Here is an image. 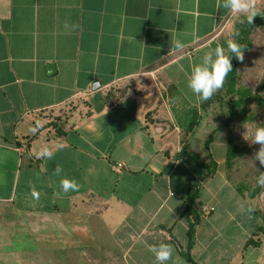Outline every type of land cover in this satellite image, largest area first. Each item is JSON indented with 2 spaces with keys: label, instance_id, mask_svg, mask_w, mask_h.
Segmentation results:
<instances>
[{
  "label": "crops",
  "instance_id": "0c3cea01",
  "mask_svg": "<svg viewBox=\"0 0 264 264\" xmlns=\"http://www.w3.org/2000/svg\"><path fill=\"white\" fill-rule=\"evenodd\" d=\"M232 18L216 0H0V264H154L159 241L167 264H264L251 249L264 213H186L200 184L158 117L161 98L202 111L185 73ZM185 127L179 152L195 157ZM43 145L53 159L36 158ZM220 159L201 160L211 180ZM61 177L79 190L61 193Z\"/></svg>",
  "mask_w": 264,
  "mask_h": 264
},
{
  "label": "rangeland",
  "instance_id": "374dc122",
  "mask_svg": "<svg viewBox=\"0 0 264 264\" xmlns=\"http://www.w3.org/2000/svg\"><path fill=\"white\" fill-rule=\"evenodd\" d=\"M259 8L261 15H264V0H260ZM243 17H233L220 33L221 46L227 48V40L236 38L237 26ZM252 47L244 53L245 59L243 63L238 64V83L237 88L250 91L253 95L260 98L246 102L243 106L237 108L234 112L228 127H218L219 123L226 118V113L221 115L212 112L201 111L202 117L200 123L194 129L193 141L190 150L197 155H187L180 151L179 141L182 138L180 128L188 125L190 121L191 108L172 103L167 105L163 98L159 102L158 117L169 120L174 124V129L168 130L163 139L167 142L168 147L173 146L178 158L182 162H187L190 166L186 167V173L192 182L200 184V198L194 201V207L197 213H204L206 207L211 205L217 207L215 213H247L241 212L239 206L243 203L245 209L251 208L253 213H264L259 206L258 191H262L264 187L257 184L259 175L257 169L264 171V167L259 162L250 160L254 151L258 150V145H251L243 139L241 133L244 129L241 125L245 121H253L264 124V24L257 27L251 33ZM190 116H188V115ZM186 115V116H185ZM184 117V119H182ZM232 144L237 148L236 155L232 158L230 165L222 162L226 159V142L228 143V135ZM212 137V139H211ZM214 157L220 159L218 173L211 180V175H203L213 172L216 166L212 162L204 166L201 164L202 158L210 160ZM257 168V169H256ZM213 199V201H212ZM212 201V202H211ZM214 201H218L219 205ZM214 207V208H215ZM262 242L251 249H255L254 255L256 260H264V233L261 234Z\"/></svg>",
  "mask_w": 264,
  "mask_h": 264
},
{
  "label": "clouds",
  "instance_id": "9594fccd",
  "mask_svg": "<svg viewBox=\"0 0 264 264\" xmlns=\"http://www.w3.org/2000/svg\"><path fill=\"white\" fill-rule=\"evenodd\" d=\"M260 0H216V7L224 8L232 17H243L240 22H246L252 25L254 18L261 16L259 8ZM238 35L234 33L233 36ZM171 49H182L184 44L182 41L171 36ZM246 46L238 43L234 38L227 40V48L217 45L214 49L204 52L199 63H192L190 71L185 73L187 87L196 97L197 102H205L210 100L214 95L224 88L225 82L230 73H232V58L235 57L239 62L243 63ZM32 128L30 131L36 133L39 129ZM241 127L244 131L241 133L243 139L251 145H258V150L254 151L250 160L255 166L258 161L261 167H264V124L253 121H245ZM37 159L51 160L54 152L48 145L41 146L35 153ZM179 163V161H177ZM257 169V168H256ZM63 169L57 165L54 174L61 176ZM259 175L257 184L264 187V171L257 169ZM60 192L67 194L70 191H78L80 185L75 179L61 177ZM58 195L60 193H57ZM33 197L38 198L39 193L35 187H32ZM241 212L251 213L252 209H245L244 205L239 206ZM143 235V234H142ZM146 243V241H145ZM148 250L154 257V264H167L173 257L174 248L169 243L159 241L157 243L147 244Z\"/></svg>",
  "mask_w": 264,
  "mask_h": 264
},
{
  "label": "trees",
  "instance_id": "16d2710c",
  "mask_svg": "<svg viewBox=\"0 0 264 264\" xmlns=\"http://www.w3.org/2000/svg\"><path fill=\"white\" fill-rule=\"evenodd\" d=\"M264 24V15L257 16L254 18V22L252 25L244 23H239L237 26V33L235 40L246 46V50H249L252 47V40H251V33L260 25ZM240 62L233 57L232 58V73L229 74L224 88L219 91L216 95H214L210 100L205 101L202 106L201 110L206 112H212L213 114L221 115L222 113H226V118L219 123L218 127H228L229 122L232 119L234 112L237 110V108L243 106L246 102H249L253 100L254 98H260L256 95H253L250 91H246L240 88H237L236 85L238 83V64ZM111 106H114L113 104H110ZM190 121L188 125L184 128V134L186 136L191 135V133L194 131L195 127L199 124L200 119L202 117L201 111L198 109H191L190 112ZM212 139V137H211ZM227 160L226 164L230 165L232 158L236 155L237 148L232 144V140L230 139V134L228 135V143H227ZM215 164V163H213ZM215 171V170H214ZM213 172H210L206 174L212 175ZM260 191H258V194ZM199 195V189L198 187L190 186L189 194H188V205L186 209V213H197L196 210L193 209V203L195 199ZM199 221V217L195 215L194 221L190 225L189 229V236L191 240L194 236V230L196 223ZM264 232V223L260 226V231ZM258 232V233H259ZM190 259L191 257L188 256Z\"/></svg>",
  "mask_w": 264,
  "mask_h": 264
},
{
  "label": "water",
  "instance_id": "95a60500",
  "mask_svg": "<svg viewBox=\"0 0 264 264\" xmlns=\"http://www.w3.org/2000/svg\"><path fill=\"white\" fill-rule=\"evenodd\" d=\"M100 88V83H96V85H94V91H96L93 99H92V104L95 107L96 111H100L101 108L103 109L104 106L102 104V93L99 91ZM156 95H160V94H156ZM156 95H153L149 98L148 101V105L147 108H150L152 106V99H154L156 97ZM100 109V110H99ZM167 129V126L164 125H155L154 126V131L157 135L163 133L165 130ZM259 204L261 206V208L264 210V189L260 192L259 194Z\"/></svg>",
  "mask_w": 264,
  "mask_h": 264
},
{
  "label": "built area",
  "instance_id": "2783aa9c",
  "mask_svg": "<svg viewBox=\"0 0 264 264\" xmlns=\"http://www.w3.org/2000/svg\"><path fill=\"white\" fill-rule=\"evenodd\" d=\"M214 211V208L213 207H206L205 209H204V213H211V212H213Z\"/></svg>",
  "mask_w": 264,
  "mask_h": 264
}]
</instances>
